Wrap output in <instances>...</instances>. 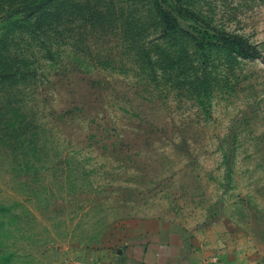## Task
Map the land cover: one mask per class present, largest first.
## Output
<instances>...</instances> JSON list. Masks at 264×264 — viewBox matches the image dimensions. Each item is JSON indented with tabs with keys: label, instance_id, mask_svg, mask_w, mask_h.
Wrapping results in <instances>:
<instances>
[{
	"label": "rangeland",
	"instance_id": "rangeland-1",
	"mask_svg": "<svg viewBox=\"0 0 264 264\" xmlns=\"http://www.w3.org/2000/svg\"><path fill=\"white\" fill-rule=\"evenodd\" d=\"M149 235L264 264V0H0V264Z\"/></svg>",
	"mask_w": 264,
	"mask_h": 264
},
{
	"label": "crops",
	"instance_id": "crops-1",
	"mask_svg": "<svg viewBox=\"0 0 264 264\" xmlns=\"http://www.w3.org/2000/svg\"><path fill=\"white\" fill-rule=\"evenodd\" d=\"M144 236L135 244L139 245L138 256L127 257V264H209L205 257L194 249H180V255H171L168 250L176 248L175 245L162 244V237L158 235Z\"/></svg>",
	"mask_w": 264,
	"mask_h": 264
},
{
	"label": "trees",
	"instance_id": "trees-1",
	"mask_svg": "<svg viewBox=\"0 0 264 264\" xmlns=\"http://www.w3.org/2000/svg\"><path fill=\"white\" fill-rule=\"evenodd\" d=\"M213 37H217V40L222 43L223 46L229 50L236 51L242 57H250L252 54H248V50L251 51L250 46H248L242 39L234 35L225 32H215Z\"/></svg>",
	"mask_w": 264,
	"mask_h": 264
},
{
	"label": "built area",
	"instance_id": "built-area-1",
	"mask_svg": "<svg viewBox=\"0 0 264 264\" xmlns=\"http://www.w3.org/2000/svg\"><path fill=\"white\" fill-rule=\"evenodd\" d=\"M211 263H212V264H222V263H220V262L218 261V259H216V258H213V259L211 260Z\"/></svg>",
	"mask_w": 264,
	"mask_h": 264
}]
</instances>
